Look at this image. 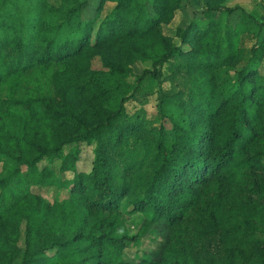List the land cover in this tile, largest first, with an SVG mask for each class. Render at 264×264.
I'll use <instances>...</instances> for the list:
<instances>
[{
	"label": "trees",
	"instance_id": "obj_1",
	"mask_svg": "<svg viewBox=\"0 0 264 264\" xmlns=\"http://www.w3.org/2000/svg\"><path fill=\"white\" fill-rule=\"evenodd\" d=\"M94 1L0 0V264H124L151 228L162 242L139 264H264V20L201 0L171 37L180 0ZM144 73L152 118L124 107ZM69 144L90 146L86 170ZM54 158L70 186L47 202L29 186ZM133 210L149 218L131 235Z\"/></svg>",
	"mask_w": 264,
	"mask_h": 264
},
{
	"label": "rangeland",
	"instance_id": "obj_2",
	"mask_svg": "<svg viewBox=\"0 0 264 264\" xmlns=\"http://www.w3.org/2000/svg\"><path fill=\"white\" fill-rule=\"evenodd\" d=\"M51 2H56L57 0H50ZM93 5L95 1L93 0ZM224 6H239L242 9L252 11L253 14L258 18L264 20V0H224L222 3ZM108 6L104 5L100 15H103L108 11ZM202 3L201 0H180V8L174 12V16L169 24L161 26L162 32L169 36H173L174 28L176 26L183 25L186 21L197 20L201 15ZM92 14V11L87 8L81 13V18L86 19ZM211 16H215L212 12ZM221 22L230 23L235 20V15H222L219 17ZM250 43V42H249ZM93 65H98L97 61L93 62ZM145 69H151L150 60H142L135 62L131 67V75L126 78L127 83H133L135 77L140 76ZM261 72L264 71V58L262 65L260 67ZM156 85L154 81L149 78V76L144 73L142 81L138 84L137 90L133 92L134 97L127 100L124 103V107L128 113H132L134 110L141 109L146 117L152 118L155 113V95ZM164 112L166 116L171 117L173 120L181 121L184 117L180 112L171 106L166 104L163 105ZM165 121L166 133L170 135L171 128L168 121ZM77 148L78 157L76 161V167L79 171H84L88 168L89 159L91 158L90 146H85L84 144H69L63 147V152L66 153L74 148ZM47 167L51 170V179L47 184L42 186L32 185L29 186L30 190L40 197H42L47 202H52L53 199H62L66 197L68 188L70 186L69 181H60L57 172V166L59 160L54 158L49 160V162H44ZM1 167V166H0ZM123 223L126 227L128 234H135L140 228L143 220H147L149 217L139 211H130L129 213H123L122 217ZM17 245H23L24 238V221H21L17 228ZM162 240L154 229H148L140 236L134 238L131 241H127L125 247L121 251V258L124 264H139L145 259V256H155L160 248Z\"/></svg>",
	"mask_w": 264,
	"mask_h": 264
}]
</instances>
